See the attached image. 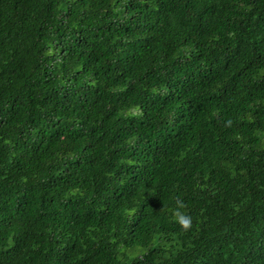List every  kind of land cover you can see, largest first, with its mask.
<instances>
[{"label": "trees", "instance_id": "trees-1", "mask_svg": "<svg viewBox=\"0 0 264 264\" xmlns=\"http://www.w3.org/2000/svg\"><path fill=\"white\" fill-rule=\"evenodd\" d=\"M0 264H264V0H0Z\"/></svg>", "mask_w": 264, "mask_h": 264}, {"label": "clouds", "instance_id": "clouds-1", "mask_svg": "<svg viewBox=\"0 0 264 264\" xmlns=\"http://www.w3.org/2000/svg\"><path fill=\"white\" fill-rule=\"evenodd\" d=\"M176 203L177 207L173 209L174 218L182 228L187 229L191 225V217L180 211L183 208V203L180 200H177Z\"/></svg>", "mask_w": 264, "mask_h": 264}]
</instances>
